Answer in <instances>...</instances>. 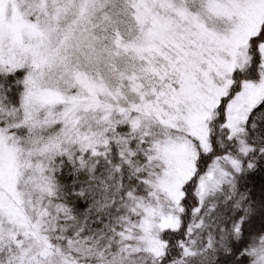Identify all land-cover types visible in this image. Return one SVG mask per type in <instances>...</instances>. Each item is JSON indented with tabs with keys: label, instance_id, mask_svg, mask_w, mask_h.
I'll return each mask as SVG.
<instances>
[{
	"label": "snow or ice",
	"instance_id": "obj_1",
	"mask_svg": "<svg viewBox=\"0 0 264 264\" xmlns=\"http://www.w3.org/2000/svg\"><path fill=\"white\" fill-rule=\"evenodd\" d=\"M0 264H264V0H0Z\"/></svg>",
	"mask_w": 264,
	"mask_h": 264
}]
</instances>
